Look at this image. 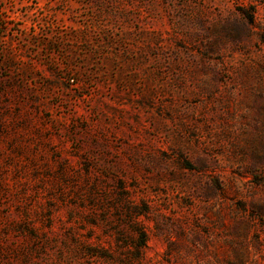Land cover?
<instances>
[{"label":"rangeland","instance_id":"obj_1","mask_svg":"<svg viewBox=\"0 0 264 264\" xmlns=\"http://www.w3.org/2000/svg\"><path fill=\"white\" fill-rule=\"evenodd\" d=\"M0 264H264V0H0Z\"/></svg>","mask_w":264,"mask_h":264}]
</instances>
